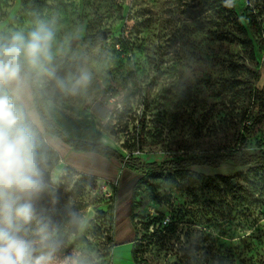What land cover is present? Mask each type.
<instances>
[{
  "label": "rangeland",
  "instance_id": "374dc122",
  "mask_svg": "<svg viewBox=\"0 0 264 264\" xmlns=\"http://www.w3.org/2000/svg\"><path fill=\"white\" fill-rule=\"evenodd\" d=\"M221 4L0 0V36L46 24L56 33V76L90 73L75 94L55 79L39 84L59 129L74 139L101 142L143 164L223 154L243 139L247 152L264 154V0H240L238 13L225 18ZM98 101L109 108L106 119L92 112ZM32 110L37 125L33 101ZM37 140L47 187L34 206L62 241L59 262L134 264L137 239L148 264H264V181L256 169L196 167L148 178L132 208L129 184L119 189L77 170L61 158V144ZM212 182L225 198L206 188Z\"/></svg>",
  "mask_w": 264,
  "mask_h": 264
},
{
  "label": "clouds",
  "instance_id": "9594fccd",
  "mask_svg": "<svg viewBox=\"0 0 264 264\" xmlns=\"http://www.w3.org/2000/svg\"><path fill=\"white\" fill-rule=\"evenodd\" d=\"M55 41L56 33L43 23L26 35L0 36V264H78L58 261L62 241L34 206L47 187L33 129L34 90L50 78L75 94L91 79L87 70L66 80L56 76Z\"/></svg>",
  "mask_w": 264,
  "mask_h": 264
},
{
  "label": "trees",
  "instance_id": "16d2710c",
  "mask_svg": "<svg viewBox=\"0 0 264 264\" xmlns=\"http://www.w3.org/2000/svg\"><path fill=\"white\" fill-rule=\"evenodd\" d=\"M239 3L240 0H222L221 15L225 18L226 16H228V13L237 14L239 10ZM108 34L110 33L108 32ZM96 38L101 41L104 40V38H106L105 33L97 34ZM32 101L34 103L35 109L39 114L40 120V123L37 125L33 123V129L34 132L37 134V138L42 141V144L44 146H46V144L44 143L45 139L50 138L65 145L67 148H69L75 153H87L97 155L107 160L115 161L116 163L120 164V167H122L123 170H127L129 173H132L134 178L129 183L128 189L125 187V192L129 189L131 191L132 208L134 207V194L136 190L138 189L139 185L147 184L148 178L154 179L166 174H173L176 172H188L192 168L196 167H207L216 170L223 168L227 165H232L233 167L238 169H256V171L261 172V179L264 181V154H252L250 152H247V139H243L241 141L239 148L233 149L232 151L223 154H214L203 157L185 156L180 161H166L161 164H143L140 159L133 157V155H129L126 157L119 151L101 142H88L74 139L68 134L61 131L52 114L46 108L47 97L39 86L34 90ZM254 103L257 108H260L262 106V99L260 97L254 98ZM143 131L144 129L142 128L139 129L138 132L137 141L139 144L140 142H143ZM55 152L58 153V150H56ZM137 174L141 177L138 180ZM108 180L113 183L118 182L119 189L123 188V184L121 185V176L118 177V179H112L113 181L111 179ZM230 187L234 197L238 198V190L237 188H235V184L233 182H230ZM206 188L208 190L212 189L216 191L223 198L226 197L225 190L216 182H212L211 184L207 185ZM119 192L121 195L123 191L121 190ZM134 219L135 218L132 214L131 223L133 224V227L136 230V227L134 225ZM136 241L137 239H135V242ZM135 242L133 244L132 250L133 263L148 264L146 260H143L141 259V257H139V253L137 250L138 245H136L137 243Z\"/></svg>",
  "mask_w": 264,
  "mask_h": 264
},
{
  "label": "crops",
  "instance_id": "0c3cea01",
  "mask_svg": "<svg viewBox=\"0 0 264 264\" xmlns=\"http://www.w3.org/2000/svg\"><path fill=\"white\" fill-rule=\"evenodd\" d=\"M61 145L64 147L63 154L61 152V158L63 160H68V163H70L72 167L77 170H83V172L88 175L107 181H109L108 179H118V177L121 176V185H125L126 183L129 184L134 178L131 172L129 173L127 170H123L120 164L115 161L107 160L97 155L75 153L65 145ZM58 153H60V151H58Z\"/></svg>",
  "mask_w": 264,
  "mask_h": 264
},
{
  "label": "water",
  "instance_id": "95a60500",
  "mask_svg": "<svg viewBox=\"0 0 264 264\" xmlns=\"http://www.w3.org/2000/svg\"><path fill=\"white\" fill-rule=\"evenodd\" d=\"M78 44V39H73L69 46L71 48H74L76 47ZM92 112L97 116L99 117L100 119H106L107 116L109 115V108L107 107H103L102 103L100 101L96 102L95 105L92 107ZM48 190L49 191H53L55 190L54 188L52 187H48Z\"/></svg>",
  "mask_w": 264,
  "mask_h": 264
}]
</instances>
